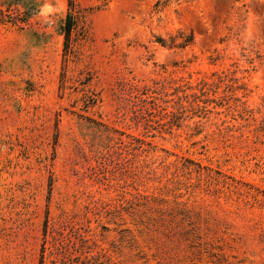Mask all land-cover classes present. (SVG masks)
I'll list each match as a JSON object with an SVG mask.
<instances>
[{
  "label": "rangeland",
  "instance_id": "374dc122",
  "mask_svg": "<svg viewBox=\"0 0 264 264\" xmlns=\"http://www.w3.org/2000/svg\"><path fill=\"white\" fill-rule=\"evenodd\" d=\"M33 1L0 0V264H264V0H74L67 59Z\"/></svg>",
  "mask_w": 264,
  "mask_h": 264
},
{
  "label": "trees",
  "instance_id": "16d2710c",
  "mask_svg": "<svg viewBox=\"0 0 264 264\" xmlns=\"http://www.w3.org/2000/svg\"><path fill=\"white\" fill-rule=\"evenodd\" d=\"M17 1L18 2L16 3L14 2V3L17 5H21L23 7V9L20 12V17H21L20 22L25 23L28 21L32 13L36 11L35 2L33 0H27V1L17 0ZM168 1L169 0L160 1L161 6H164ZM6 6L9 7L11 6V4L7 3ZM81 17H82V12L76 7L74 0H68V8H67L66 16L60 26V30L62 34L64 35L63 51H64V56L66 57V59H67V56L71 54V49L75 45L72 39V32L77 27V24L79 20L81 19ZM4 21L10 22L8 20H4ZM10 23H13V22L11 21ZM14 24H16V22H14Z\"/></svg>",
  "mask_w": 264,
  "mask_h": 264
}]
</instances>
